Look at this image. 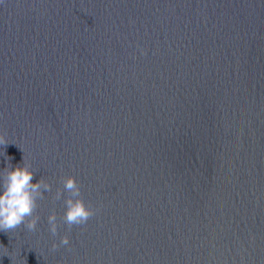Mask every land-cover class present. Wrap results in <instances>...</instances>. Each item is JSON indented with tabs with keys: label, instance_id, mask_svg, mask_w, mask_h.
I'll return each instance as SVG.
<instances>
[{
	"label": "water",
	"instance_id": "obj_1",
	"mask_svg": "<svg viewBox=\"0 0 264 264\" xmlns=\"http://www.w3.org/2000/svg\"><path fill=\"white\" fill-rule=\"evenodd\" d=\"M0 133L52 186L0 264H264V0H0Z\"/></svg>",
	"mask_w": 264,
	"mask_h": 264
},
{
	"label": "clouds",
	"instance_id": "obj_2",
	"mask_svg": "<svg viewBox=\"0 0 264 264\" xmlns=\"http://www.w3.org/2000/svg\"><path fill=\"white\" fill-rule=\"evenodd\" d=\"M7 143L4 133H0V145ZM10 160L11 157H8ZM10 165V164H9ZM34 169L31 161L24 155L23 164H17L15 169L6 167L0 173V230L15 231L21 225L29 232L37 230L40 215L37 211L39 201L44 199V192H51L52 186L49 180L41 177L33 183ZM62 187H57L54 200L64 199L65 211L62 216L67 232L61 236L59 244L52 243V250L60 246H70V233L73 226H83L97 211V207L87 202L81 192L80 182L75 175H63L60 178ZM49 231L53 236L58 235L59 221L55 209L48 217ZM56 264H64L57 260Z\"/></svg>",
	"mask_w": 264,
	"mask_h": 264
}]
</instances>
